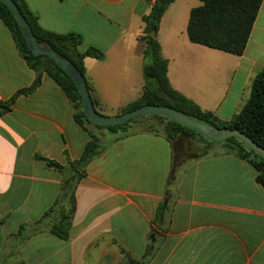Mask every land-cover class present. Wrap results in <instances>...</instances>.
I'll return each instance as SVG.
<instances>
[{"label":"crops","instance_id":"1","mask_svg":"<svg viewBox=\"0 0 264 264\" xmlns=\"http://www.w3.org/2000/svg\"><path fill=\"white\" fill-rule=\"evenodd\" d=\"M156 1L24 0L43 29L81 35V53L104 52L103 60L84 59L85 79L99 113L119 115L143 94V19ZM199 2L176 0L155 35L172 87L229 121L264 67V3L238 57L189 41L190 11ZM36 79L0 19V105ZM86 128L101 150L79 169L89 133L46 74L0 113V264H264V187L252 165L214 145L175 171L163 136ZM67 181L75 184L73 215L62 240L50 229Z\"/></svg>","mask_w":264,"mask_h":264},{"label":"trees","instance_id":"2","mask_svg":"<svg viewBox=\"0 0 264 264\" xmlns=\"http://www.w3.org/2000/svg\"><path fill=\"white\" fill-rule=\"evenodd\" d=\"M13 1L18 6L21 14L26 18L37 40L50 44L57 53L73 63L84 77L86 74L84 66L85 58L104 59V52L96 47H89L84 53L79 52V47L83 44L81 35L76 33L58 34L47 31L39 25L36 17L29 10L24 0ZM175 1L157 0L150 15L143 19L146 34V49L143 55V94L138 101L130 104L121 114L145 105L168 106L183 112L196 122L220 129L239 130L264 148V67L252 81L248 100L241 110L229 121L218 118L212 112L203 111L195 102L172 87L168 77L169 61L162 55L161 44L157 36H152L151 33L158 32L166 11ZM200 2V6L190 11L187 26L189 41L193 44L233 56H242L246 50L264 0H200ZM0 19L10 30L21 57L37 73V79L33 86L21 91L6 104H1L0 113L9 111V106L15 102L17 96L31 93L40 85L42 75H48L71 101L75 110L77 123L90 136V141L86 145L84 155L76 165L79 169H84L91 157L97 155L101 150L100 140L90 134L86 128V125H92L98 129L121 133L122 136L137 133H152L163 136L173 147V170L175 171L186 160L200 159L208 156L212 153L214 145H224L240 159L248 162L255 168L258 172L257 179L264 187V157L255 153L236 137L224 142H214L191 129L175 123L170 118L159 115L143 117L117 127L93 125L85 115L82 100L73 79L52 58L45 55L34 56L32 54L16 19L8 7L1 1ZM87 84L91 92L92 87L88 82ZM93 103L97 110V102L93 100ZM193 142L201 143L199 145H202L203 149L196 150L193 147ZM46 162L49 167L55 168L64 174L62 166L52 161ZM78 178L80 179L79 176ZM74 186L75 184L71 181L65 182V192L56 204L57 209H59L57 213L58 220L50 229L51 234L62 240L69 238V229L73 215V207L71 205L74 202V189L72 187L74 188ZM66 193H69L68 196H66ZM62 202L67 204L66 207L63 205V209H61ZM47 216L44 218L46 219ZM134 264L143 263L138 262Z\"/></svg>","mask_w":264,"mask_h":264},{"label":"water","instance_id":"3","mask_svg":"<svg viewBox=\"0 0 264 264\" xmlns=\"http://www.w3.org/2000/svg\"><path fill=\"white\" fill-rule=\"evenodd\" d=\"M0 1L8 7L9 11L16 19L32 54L34 56L45 55L52 58L59 65V67L66 73H68L73 79L78 93L81 97L85 115L88 121L93 125L102 127H117L122 126L130 121L141 119L143 117L159 115L170 118L175 123L191 129L214 142H224L230 138L236 137L244 142L255 153L264 157V148L259 146L245 133L236 129H220L196 122L186 116L183 112L168 106L145 105L138 109L117 115L115 117H107L101 115L94 106L91 93L88 89L87 81L83 74L78 70V68L66 57L57 53L50 44L46 42H39L37 40L26 18L21 14L18 6L13 0ZM151 35L154 36L155 32H152Z\"/></svg>","mask_w":264,"mask_h":264},{"label":"rangeland","instance_id":"4","mask_svg":"<svg viewBox=\"0 0 264 264\" xmlns=\"http://www.w3.org/2000/svg\"><path fill=\"white\" fill-rule=\"evenodd\" d=\"M199 5L201 4L200 2L198 3ZM214 52H216V50H213ZM219 52V51H218ZM220 53V52H219ZM100 114L102 115L103 114V116H107V117H115V116H117V115H119L118 113H116V112H112V111H104V112H100ZM199 144H201V143H199V142H193V147L196 149V150H201V149H203V147H201L202 145H199ZM204 146V145H203Z\"/></svg>","mask_w":264,"mask_h":264}]
</instances>
